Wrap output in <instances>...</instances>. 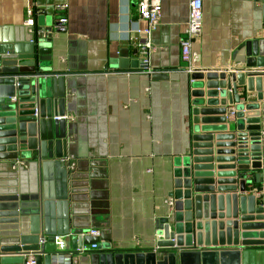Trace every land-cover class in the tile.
Returning <instances> with one entry per match:
<instances>
[{
	"label": "crops",
	"instance_id": "0c3cea01",
	"mask_svg": "<svg viewBox=\"0 0 264 264\" xmlns=\"http://www.w3.org/2000/svg\"><path fill=\"white\" fill-rule=\"evenodd\" d=\"M33 1L39 10L34 23L45 20L52 31L50 67L66 75L70 192L66 202L41 201L36 166L0 162V244H12L17 228L25 245L65 236L69 250L55 249L46 264H99L109 253L138 256L139 264H170L164 255H150L160 240L157 221L168 213L177 158L190 143L192 88L179 47L188 0H160L145 72L119 69L121 59L141 61L135 30L145 23L137 0ZM262 3L203 0L201 32L191 45L195 70L246 71L243 44L264 40ZM25 20L24 0H0L1 38L27 26ZM153 73L167 78L152 80ZM76 229L100 231L96 249L74 252ZM246 264H264V257L252 255Z\"/></svg>",
	"mask_w": 264,
	"mask_h": 264
},
{
	"label": "water",
	"instance_id": "95a60500",
	"mask_svg": "<svg viewBox=\"0 0 264 264\" xmlns=\"http://www.w3.org/2000/svg\"><path fill=\"white\" fill-rule=\"evenodd\" d=\"M9 31L0 37V162L11 168L32 163L40 200L66 202L67 123L57 119L66 114V75L50 67L52 31L45 20ZM243 48L246 71L210 69L189 76L190 143L177 158L171 203L157 221L160 240L151 258L164 255L170 264H246L252 255L264 257V69L248 73L264 66V40ZM128 68L145 72L149 66L121 59L119 69ZM231 104L235 115L229 118ZM87 231L71 234L74 252L99 243ZM23 235L14 228L9 236L14 242L0 244V264H23L29 253L36 255V264H46L55 253L53 237L25 245ZM137 263L134 255L109 253L99 259V264Z\"/></svg>",
	"mask_w": 264,
	"mask_h": 264
},
{
	"label": "built area",
	"instance_id": "2783aa9c",
	"mask_svg": "<svg viewBox=\"0 0 264 264\" xmlns=\"http://www.w3.org/2000/svg\"><path fill=\"white\" fill-rule=\"evenodd\" d=\"M24 3L26 17L25 24L27 26H33L34 16L39 12V10L36 9L33 0H24ZM202 5L203 0H188L186 27L183 32V37L179 42L180 58L182 63L184 64V72L189 76L197 71L195 70L194 66L196 57L191 51V45L201 32ZM57 9H64V6H60ZM136 11L138 14V19L140 21H144L145 23V27L143 29L135 30L136 41L138 44V53L141 58V62L144 64H148V59L151 53L154 51L151 37L159 22L160 0H137ZM65 21V19H60L58 23L64 24ZM227 115L229 118H232L235 115L234 108L229 109ZM57 119L66 120L67 117L65 115ZM87 235L94 238L101 237L100 231L97 230H89L87 231ZM53 240L56 247L55 249L58 252L62 253L66 251L67 242L64 235H54ZM44 242V240H41L39 244H43ZM96 246V244H93L89 247H82L77 251L83 252L85 250H94L96 249ZM23 264H36V255H34L33 253L24 255Z\"/></svg>",
	"mask_w": 264,
	"mask_h": 264
}]
</instances>
